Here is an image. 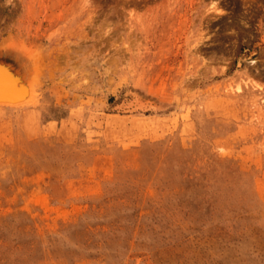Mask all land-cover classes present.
<instances>
[{
    "label": "rangeland",
    "instance_id": "374dc122",
    "mask_svg": "<svg viewBox=\"0 0 264 264\" xmlns=\"http://www.w3.org/2000/svg\"><path fill=\"white\" fill-rule=\"evenodd\" d=\"M0 52V264H264V0H0Z\"/></svg>",
    "mask_w": 264,
    "mask_h": 264
},
{
    "label": "bare ground",
    "instance_id": "6f19581e",
    "mask_svg": "<svg viewBox=\"0 0 264 264\" xmlns=\"http://www.w3.org/2000/svg\"><path fill=\"white\" fill-rule=\"evenodd\" d=\"M34 58H35V56H34ZM40 64H42V62ZM22 66H23V64H22ZM26 66H27V64H26ZM0 70H1L2 73H4L5 75H8V77L13 80V82L15 83V84L14 83L13 84L16 85V87L19 86V87H17V92L18 93H20V91H22V95L20 97L15 98V99H12V100L4 99V98H2V96H0V108H17V107H21V106L34 105L36 103V101L38 100L37 99L38 97H37V93H36V88H35L36 87L35 86L36 85V77H37L36 75H39L40 73L39 74H36L35 76L33 75L34 77L33 76L29 77V76H27L25 74H20V76H19L20 78H16L7 69L0 68ZM34 73H36V71H34ZM38 79H39V77H38Z\"/></svg>",
    "mask_w": 264,
    "mask_h": 264
},
{
    "label": "water",
    "instance_id": "95a60500",
    "mask_svg": "<svg viewBox=\"0 0 264 264\" xmlns=\"http://www.w3.org/2000/svg\"><path fill=\"white\" fill-rule=\"evenodd\" d=\"M0 68L7 69L16 78H20V74H24L12 63L3 58H0ZM13 83V80L0 70V96H2V98L12 100L22 95V91H20V93L17 92V87L19 86L16 87V85H14L15 83Z\"/></svg>",
    "mask_w": 264,
    "mask_h": 264
}]
</instances>
